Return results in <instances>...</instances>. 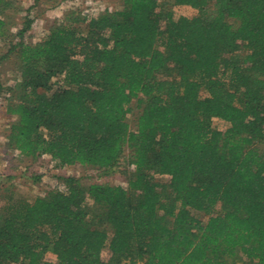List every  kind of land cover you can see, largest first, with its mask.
Returning a JSON list of instances; mask_svg holds the SVG:
<instances>
[{"label": "trees", "instance_id": "16d2710c", "mask_svg": "<svg viewBox=\"0 0 264 264\" xmlns=\"http://www.w3.org/2000/svg\"><path fill=\"white\" fill-rule=\"evenodd\" d=\"M120 1L28 42L33 19L9 32L20 5L0 0V61L15 55L20 73L8 148L104 174L127 165L124 184L66 176L31 201L9 193L0 264H264V0Z\"/></svg>", "mask_w": 264, "mask_h": 264}, {"label": "rangeland", "instance_id": "374dc122", "mask_svg": "<svg viewBox=\"0 0 264 264\" xmlns=\"http://www.w3.org/2000/svg\"><path fill=\"white\" fill-rule=\"evenodd\" d=\"M20 7L12 11L9 19V32H16L23 22V16L28 15L33 19L30 29L26 33L28 42H38L42 40L48 32V29L61 21L66 13L74 11L80 17H89L92 13L105 10L114 11L121 7L120 0H16ZM197 10L187 5H174L173 15L175 18L180 16H193ZM78 29L85 28V21L76 23ZM8 48V41H0V56ZM18 60L11 54L0 61V84L2 86L0 93V203L9 193L14 196H21L28 200H33L38 196L45 195L49 190H64L65 186L62 177L75 176L87 185L91 182L124 184L123 170L127 168L126 161L121 158L119 163L109 173L104 174L101 170L79 164L56 167L55 163L47 155L38 158H32L20 154L17 150L8 148L6 136L9 132V126L14 117L6 111V88L13 85L20 78L17 68ZM60 78H54L51 87L61 85ZM49 93V90L46 91ZM134 110L129 115L131 126L135 122V104ZM214 127L224 129L227 123L219 118L212 121ZM40 178L36 180V176ZM156 180L166 181V176L156 175ZM199 216V215H198ZM205 220L206 216L200 215ZM107 255V249L103 251ZM51 254H46V260H53ZM140 264V263H139Z\"/></svg>", "mask_w": 264, "mask_h": 264}]
</instances>
